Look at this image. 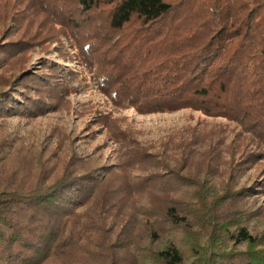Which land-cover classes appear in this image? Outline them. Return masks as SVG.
<instances>
[{
    "label": "rangeland",
    "instance_id": "374dc122",
    "mask_svg": "<svg viewBox=\"0 0 264 264\" xmlns=\"http://www.w3.org/2000/svg\"><path fill=\"white\" fill-rule=\"evenodd\" d=\"M41 1L0 0V90L16 81L45 107L35 117H0V191L24 198L89 167L106 174L64 229L67 245L43 264H164L156 251L172 241L183 256L179 264H206L213 251H244L231 234L238 226L264 233V190L234 198L226 188L264 179V158L247 157L263 150L258 140L234 120L191 107L143 112L128 101L115 104L100 79L81 73L64 28L51 22L45 2L70 15L61 0ZM20 42L23 48H15ZM46 61L82 76L74 90L44 88L56 74L41 67ZM167 206L189 225L172 223Z\"/></svg>",
    "mask_w": 264,
    "mask_h": 264
},
{
    "label": "trees",
    "instance_id": "16d2710c",
    "mask_svg": "<svg viewBox=\"0 0 264 264\" xmlns=\"http://www.w3.org/2000/svg\"><path fill=\"white\" fill-rule=\"evenodd\" d=\"M59 3L70 15L60 16L53 1L44 6L51 7L50 20L64 28L62 36L68 40V48L76 50V57L66 49L61 53L76 59L81 73L90 72L100 79L99 87L104 94L114 95L115 104L128 101L143 112L191 107L208 116L234 120L263 147L247 157L256 161L264 158V0ZM23 45L20 42L15 48ZM58 66L42 62L41 67L56 71V77L43 83L44 88L74 90L72 82L82 76ZM35 73L30 72L29 77ZM35 79L41 80L39 74ZM60 82L64 87L60 88ZM14 84L16 81L0 90V117L41 115L45 107L40 98L32 96L26 86ZM50 95L55 97L53 92ZM99 170L89 167L69 173L24 194V198L0 191V264H43L58 247L66 246L62 235L67 224L89 204L96 186L106 181V174ZM258 190H264V179L251 186L226 188L227 196L234 198L251 196ZM105 196L109 202L112 196ZM165 214L175 225H189L174 206H167ZM119 233L123 234L122 229ZM117 236L114 242L119 241ZM231 237L236 244L245 243L246 249L213 251L216 257L206 264H264V233L256 236L247 227L238 226ZM156 256L164 264L183 260L173 241L158 249Z\"/></svg>",
    "mask_w": 264,
    "mask_h": 264
}]
</instances>
